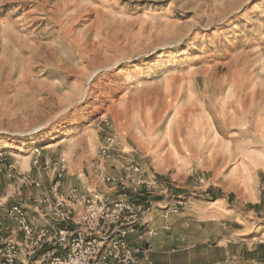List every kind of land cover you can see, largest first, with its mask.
<instances>
[{
    "label": "rangeland",
    "instance_id": "rangeland-1",
    "mask_svg": "<svg viewBox=\"0 0 264 264\" xmlns=\"http://www.w3.org/2000/svg\"><path fill=\"white\" fill-rule=\"evenodd\" d=\"M127 150L198 157L197 178L159 177L148 198L222 191L246 215L232 264H264V208L250 210L264 200V0H0V203L31 207L27 175L51 197L57 176L37 166L60 158L100 182L129 166L114 161L148 166Z\"/></svg>",
    "mask_w": 264,
    "mask_h": 264
},
{
    "label": "built area",
    "instance_id": "built-area-1",
    "mask_svg": "<svg viewBox=\"0 0 264 264\" xmlns=\"http://www.w3.org/2000/svg\"><path fill=\"white\" fill-rule=\"evenodd\" d=\"M114 145V139L106 137L97 156H108ZM34 165H38L37 160ZM67 165V160L60 158L53 164L37 166L57 176L51 197L38 180L29 175L24 177L38 192L30 211L44 224L38 225L20 203H0L5 217L16 224L21 236L20 242L11 234L0 236V264H140L150 246L145 243L133 246L129 236L144 225L147 198L159 176L154 171L148 174L138 165L124 168L120 177L100 174L101 182L118 189L119 198L108 203L86 196L77 198L76 192L68 196L58 194ZM71 203L83 208L77 209ZM0 229L8 231L1 223ZM152 235L154 232L150 231L149 236Z\"/></svg>",
    "mask_w": 264,
    "mask_h": 264
},
{
    "label": "crops",
    "instance_id": "crops-1",
    "mask_svg": "<svg viewBox=\"0 0 264 264\" xmlns=\"http://www.w3.org/2000/svg\"><path fill=\"white\" fill-rule=\"evenodd\" d=\"M163 142L166 143L167 138ZM122 147L126 150L125 145ZM127 151L128 155L135 153L133 150ZM179 151L183 152V147ZM113 152L115 153L114 150ZM166 154L167 150L159 154L154 153L151 156L148 153L143 154L142 157H139L141 155L138 153L133 155L135 158L137 155L138 159L149 160L146 167L150 171L145 170L146 167L138 163L137 160L134 162L129 158H123L122 160L125 161H114V163L120 166L138 165L148 174L152 169L162 179L170 178L181 185H186L193 178H197L199 173L196 170L200 167L198 157L191 156L189 158L184 154L181 156L173 154L171 155L172 161L165 162L163 158ZM192 163L197 165L195 171L192 170ZM100 169L101 172L105 171L103 164ZM92 173V171L85 174L65 173L61 179L64 182L65 190L61 192L65 193L75 189L78 197L86 196L108 203L116 201L119 198L118 191L110 185L102 184L96 176V171ZM108 174L116 177L122 175L121 172L112 170L108 171ZM157 190L160 191L155 195L158 197L147 198L149 205L143 216L144 225L138 228L135 234L129 236V242L133 246L144 243L150 246L149 251L141 258L140 264H232L233 248L237 250V259L241 258L242 244L245 239L241 234L233 233L231 227L235 222L241 224L238 219L244 217L243 213L245 215V209L242 206L229 205V197L222 194V191H218L214 199H206L202 195L196 194H188L183 197V190L170 191L165 195L160 187ZM258 201L256 200L254 205H250V210L259 211L264 208V200ZM27 204L24 201L27 215L33 217L38 225L44 224V221L31 213ZM2 221L9 226V228L7 227L9 231H0V236L5 237L10 233L18 241L20 236L14 232L15 223L5 217L4 209L0 207V222ZM240 224H236V226L242 227L243 225ZM150 231H153L154 235L149 236Z\"/></svg>",
    "mask_w": 264,
    "mask_h": 264
},
{
    "label": "bare ground",
    "instance_id": "bare-ground-1",
    "mask_svg": "<svg viewBox=\"0 0 264 264\" xmlns=\"http://www.w3.org/2000/svg\"><path fill=\"white\" fill-rule=\"evenodd\" d=\"M37 130H38V129H37ZM30 143H31V144H30V147H32V146H36V145H37L36 142H35V140H32Z\"/></svg>",
    "mask_w": 264,
    "mask_h": 264
}]
</instances>
